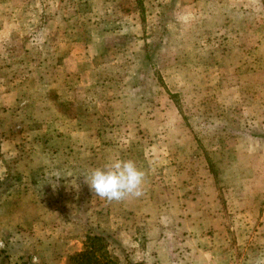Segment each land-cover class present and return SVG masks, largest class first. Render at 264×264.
<instances>
[{"label":"rangeland","instance_id":"1","mask_svg":"<svg viewBox=\"0 0 264 264\" xmlns=\"http://www.w3.org/2000/svg\"><path fill=\"white\" fill-rule=\"evenodd\" d=\"M118 158L146 182L108 202L84 176ZM97 236V264H264V0H0V264Z\"/></svg>","mask_w":264,"mask_h":264},{"label":"clouds","instance_id":"2","mask_svg":"<svg viewBox=\"0 0 264 264\" xmlns=\"http://www.w3.org/2000/svg\"><path fill=\"white\" fill-rule=\"evenodd\" d=\"M146 172L131 159L109 160L84 176L95 195L108 202H119L143 195Z\"/></svg>","mask_w":264,"mask_h":264},{"label":"trees","instance_id":"3","mask_svg":"<svg viewBox=\"0 0 264 264\" xmlns=\"http://www.w3.org/2000/svg\"><path fill=\"white\" fill-rule=\"evenodd\" d=\"M94 243L92 244V247H90L89 250H86L84 252H81L80 254L77 255L76 261L78 262H84L83 264H97L96 263V255L94 254L95 252H93V249L96 248L97 243L99 242L101 239H99V237H94L92 238ZM75 262V263H78ZM137 264V263H136Z\"/></svg>","mask_w":264,"mask_h":264}]
</instances>
